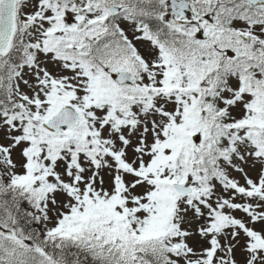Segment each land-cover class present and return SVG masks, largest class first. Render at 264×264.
Wrapping results in <instances>:
<instances>
[{
	"label": "snow or ice",
	"instance_id": "1",
	"mask_svg": "<svg viewBox=\"0 0 264 264\" xmlns=\"http://www.w3.org/2000/svg\"><path fill=\"white\" fill-rule=\"evenodd\" d=\"M0 264H264V0H0Z\"/></svg>",
	"mask_w": 264,
	"mask_h": 264
}]
</instances>
